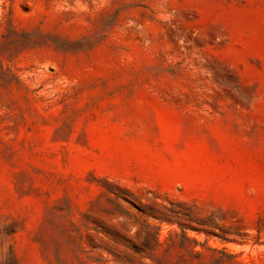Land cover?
I'll return each mask as SVG.
<instances>
[{"label":"rangeland","instance_id":"obj_1","mask_svg":"<svg viewBox=\"0 0 264 264\" xmlns=\"http://www.w3.org/2000/svg\"><path fill=\"white\" fill-rule=\"evenodd\" d=\"M0 264H264V0H0Z\"/></svg>","mask_w":264,"mask_h":264},{"label":"trees","instance_id":"obj_2","mask_svg":"<svg viewBox=\"0 0 264 264\" xmlns=\"http://www.w3.org/2000/svg\"><path fill=\"white\" fill-rule=\"evenodd\" d=\"M186 234V233H185Z\"/></svg>","mask_w":264,"mask_h":264}]
</instances>
